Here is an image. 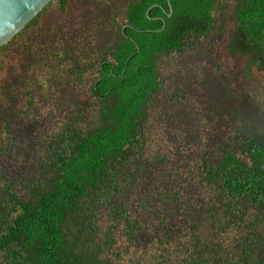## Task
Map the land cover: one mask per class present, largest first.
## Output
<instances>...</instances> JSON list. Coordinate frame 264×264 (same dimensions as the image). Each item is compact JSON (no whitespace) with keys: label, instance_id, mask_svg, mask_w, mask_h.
Listing matches in <instances>:
<instances>
[{"label":"trees","instance_id":"obj_1","mask_svg":"<svg viewBox=\"0 0 264 264\" xmlns=\"http://www.w3.org/2000/svg\"><path fill=\"white\" fill-rule=\"evenodd\" d=\"M85 1L77 46L29 38L56 0L0 48L27 44L61 104L0 118V264H264V112L160 71L229 35L246 79L264 73V0Z\"/></svg>","mask_w":264,"mask_h":264},{"label":"rangeland","instance_id":"obj_2","mask_svg":"<svg viewBox=\"0 0 264 264\" xmlns=\"http://www.w3.org/2000/svg\"><path fill=\"white\" fill-rule=\"evenodd\" d=\"M86 3L88 2L85 0H67L65 13H61L58 6L54 5L41 18L39 25L31 31L29 38L33 36L36 39L35 47L42 46L49 53L52 49H60L68 45L77 46V35L84 28L80 23L84 18ZM228 45L229 35L217 36L201 44L199 52L187 53L180 59L175 56L168 58L162 64L160 71L165 80L185 88L187 92L190 91L199 103L200 101L205 103L207 96L204 93L208 84L213 88L214 83L227 81L232 93L238 96L250 119H253L257 112H264V73L254 71V78L246 79L244 68L247 59L242 56H232ZM98 46H101L100 41ZM23 48L26 52L22 55ZM26 53L27 44L20 43L0 54V118L7 115L10 119L15 109L26 107L25 103H28L29 97L40 101L44 111L57 110L61 105L56 99L55 91L51 93L46 87L38 86L42 76L23 65ZM217 65L220 66L219 70L216 69ZM55 100L57 102H54ZM39 120L47 128L54 125L53 120L46 119L45 115ZM189 125L197 128L201 124L197 120V122L189 121ZM222 126L225 128V125ZM213 127L216 128L217 125ZM43 129L46 127L36 126L32 131ZM133 208L136 213H140L136 210L137 206Z\"/></svg>","mask_w":264,"mask_h":264},{"label":"water","instance_id":"obj_3","mask_svg":"<svg viewBox=\"0 0 264 264\" xmlns=\"http://www.w3.org/2000/svg\"><path fill=\"white\" fill-rule=\"evenodd\" d=\"M55 1L0 0V48L7 45ZM172 12L171 8V14Z\"/></svg>","mask_w":264,"mask_h":264}]
</instances>
